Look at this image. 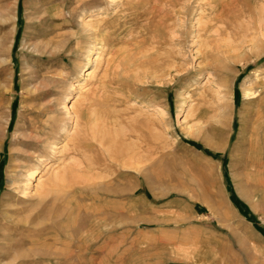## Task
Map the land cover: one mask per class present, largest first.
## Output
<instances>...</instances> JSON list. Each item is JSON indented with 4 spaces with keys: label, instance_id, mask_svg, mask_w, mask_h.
I'll return each instance as SVG.
<instances>
[{
    "label": "rangeland",
    "instance_id": "374dc122",
    "mask_svg": "<svg viewBox=\"0 0 264 264\" xmlns=\"http://www.w3.org/2000/svg\"><path fill=\"white\" fill-rule=\"evenodd\" d=\"M127 1L0 0V264H264V0ZM48 101L71 135L114 114V160L63 174L61 137L28 179L15 139Z\"/></svg>",
    "mask_w": 264,
    "mask_h": 264
},
{
    "label": "bare ground",
    "instance_id": "6f19581e",
    "mask_svg": "<svg viewBox=\"0 0 264 264\" xmlns=\"http://www.w3.org/2000/svg\"><path fill=\"white\" fill-rule=\"evenodd\" d=\"M126 6H127V10L129 11V14H132V13L136 14L139 9L143 8L142 3H134L132 0H128L126 2ZM221 14H223V13H221ZM125 15H126V13H125ZM115 27L116 26H114L112 24H105L104 27L101 28V30H99V28H98V30L99 31H103V30L108 31L107 34H109V31H110V33L113 34L114 31L117 30V29H115ZM99 31L97 33H99ZM107 37L108 36L106 35V38L104 37V39H102L100 42L104 44L105 43V39H107ZM135 59H137V58H135ZM128 60H130V59H128ZM145 60L146 59H139V60H136V61L132 60L134 66L133 65L132 66H127L124 63V61L119 60V59L115 60V62L113 63L114 65L112 67L113 75L115 77H122L121 76L122 73L123 74L124 73H128V72L132 71L135 68L136 69H138V68L141 69L140 67H142V65L145 64ZM127 62L128 61H126V63ZM133 67H135V68H133ZM136 69H135V71H136ZM109 84H116L118 86L120 83L117 80V78H114V79H112L111 82H109ZM39 88H41V87H39ZM45 93H46L45 91H42V90L38 91V88L37 89L35 88L31 98L33 100H42L44 98V96H45ZM50 104H51L50 101H48L47 103L43 104L41 107H37L36 109L28 110L27 111V118L25 120V126H24V129H23L24 132L21 134V136L19 138L15 139V142L20 146V149L17 150V152L13 153L15 158H21L23 160L32 162V165H29L28 169H27V171H28V173H27L28 174L27 175L28 179H30L33 176L35 169H37V167H36L37 165L40 166L45 159L54 157V155L56 153L55 150L57 149L56 148L57 141L60 140L61 137L63 138V140H66L69 137H71V145H69V146L66 145V146L62 147V150H60L57 153H62V151H64V152L68 151L67 155L69 156L70 159L74 160L78 156L80 157L84 152H93V153L97 152V153L101 154V155L98 156V158H97V160L95 162L96 164L95 163L92 164L93 161H91V163L89 165H85L84 168L89 170V171H92V169L94 168V165L95 166L97 164L100 165L101 162H103V161L105 162V160H106V162H108L111 159L114 160L115 156L109 149V143H110V139L111 138L107 139V137H111L110 135H108V133L110 131V128H112L114 126L113 125L114 122L111 120V119H115L116 118V116L114 114L105 113V114H107L106 118L110 120V121H106V124H104L105 128L107 130H102L98 126L97 130L95 131V129H96L95 128V126H96V118H90V116H86L85 112L84 113L75 112V111H73V107H70V108H68L67 112H69V110L73 111V112H71L72 116H70V119H71V117H73L72 120L74 121V127H73L74 133L72 132L73 135H71V131L68 130L67 127H66V124L64 122V118H61V117L57 116L56 113L54 112V109L51 107ZM99 104L101 106L106 107L107 104H108V101L106 99H101V102ZM89 108H90V106L85 108V111H87ZM106 108H109V107H106ZM50 113H52V116L46 118L45 116L50 114ZM81 125H82V129H80ZM257 125H259L258 122H257ZM104 133H107L108 136H106ZM113 133H114V131H113ZM113 133L111 132L110 134H113ZM119 135H121V134L118 133V131H116L115 136L119 137ZM122 137H127V135L123 134ZM91 139H93L95 141V143L91 142L90 141ZM28 148H29L30 151L27 150ZM263 155L264 154L262 153L261 156H263ZM82 163H83L82 161H75L74 160V164L73 165L70 164L71 166H69L68 169H66L63 172V174H65L68 171H70V172L76 171L78 169V167ZM96 167H99V166H96ZM131 167H132V165H131ZM65 168H67V167H65ZM63 174H61L60 177H62ZM56 178L57 177L55 176V179ZM57 181H58V178H57ZM83 183L85 184V182H83ZM60 220H61V218H60ZM39 228L40 227L35 229V231L36 232H40V231H43L44 229H46V227H43L41 229H39ZM31 231H33V229H31ZM114 248L115 247H113V246H111L109 248L107 247V249H105L106 250V254L107 255L114 254L115 253V249ZM38 254H39V252H38Z\"/></svg>",
    "mask_w": 264,
    "mask_h": 264
}]
</instances>
